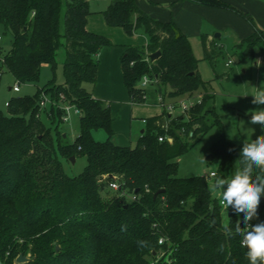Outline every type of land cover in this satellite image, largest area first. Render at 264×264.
I'll return each mask as SVG.
<instances>
[{
	"label": "trees",
	"instance_id": "16d2710c",
	"mask_svg": "<svg viewBox=\"0 0 264 264\" xmlns=\"http://www.w3.org/2000/svg\"><path fill=\"white\" fill-rule=\"evenodd\" d=\"M192 1L243 16L255 29L235 48L251 60L256 49L264 54V30L251 15L223 0ZM103 13L109 25L129 33L143 28L148 36L145 48L128 47L121 58L133 103L150 102L158 93L171 100L203 94V102L189 120L172 121L173 142L158 139L163 133L157 125L163 121L161 114L146 119L136 146L114 144L110 103L85 86L96 83L100 50L112 44L88 30V0H0V29L12 37L4 55L0 44V61L17 81H38L42 66L49 64L54 70L59 48H66L64 83L51 81L36 96L13 97L7 112L0 109V264H18L21 253H31V258L20 264H249L241 237L235 234L237 221L241 228L243 222L231 207L227 214L229 210L232 214L224 220L207 175L178 176V160L189 150L190 140L220 123L217 112L207 105L214 93L200 75L189 38L174 21L143 12L136 0H121ZM206 38L202 36L204 59L214 65L223 52ZM158 50V59L145 60ZM144 75L153 80L148 88L140 86ZM41 91L56 99L63 94L79 110L81 132L73 142L66 140L58 124L55 142L42 123ZM64 113L50 109L55 121L61 122ZM99 129L106 132V140L95 139L93 132ZM244 142L222 138L214 146L221 166L234 157L240 163ZM77 155L85 156L87 165L71 176L62 159ZM113 180L136 198L112 191ZM160 189L165 191L154 198ZM263 209L264 196L258 206ZM225 224L232 235L225 232ZM138 241H147L148 246L141 247Z\"/></svg>",
	"mask_w": 264,
	"mask_h": 264
},
{
	"label": "rangeland",
	"instance_id": "374dc122",
	"mask_svg": "<svg viewBox=\"0 0 264 264\" xmlns=\"http://www.w3.org/2000/svg\"><path fill=\"white\" fill-rule=\"evenodd\" d=\"M89 1L91 11L101 10L99 7H95V0ZM113 1L114 0H112L111 3H113ZM147 1L150 2V0ZM176 2L178 1L170 4L173 6ZM161 8L162 7H159L157 9L159 10ZM139 9L141 8L139 7ZM141 10L143 11V9ZM172 10L173 7H171L170 20H180L184 23L186 27L185 31L187 32L185 33L190 39L194 55L198 59V70L200 75L206 82L211 83L210 87L215 93V98L209 100L208 107L214 109L220 119V123L210 128L206 134H198L195 138L190 140L189 150L178 160V176L187 178L207 175L210 185L214 181V177L209 176L211 172H215L220 177L227 178L234 173L236 167H240L237 157H234L232 161L225 166H221L220 159L214 155L213 148L222 138L232 143L240 144L242 141L256 140L260 135H264V129H262L260 124L250 123L252 112L258 109H264V104H253L252 100L254 97L250 95L254 91V87L259 88L264 86V64L259 66L253 65L251 64V60L243 55L242 51H233L234 42L230 37H227L226 34H223L221 40L224 54L216 62V71L218 73H229L230 80L226 82L221 81L219 78H216L213 68L209 62L204 59L200 37L202 32H213L215 29L211 27L209 21L206 19L204 20L203 16H199L198 14L194 15L192 10L186 8H180L174 12ZM137 31H139L137 33H141L140 31L144 32V29L139 28ZM0 35L2 36L0 44L3 47L2 54L4 55L11 47L12 37L10 34H5L2 29H0ZM62 41L65 43L64 39ZM230 56H233L235 61L233 65L234 73L231 68L229 69L225 66ZM65 59L66 48L62 45L57 52V64L55 69L53 70L52 66L49 64H44L41 68L39 80L36 82L20 83L19 91H14L12 89L17 83V80L0 61V109L3 112H7L8 106L6 103L13 97L36 96L37 92L51 81L55 84L64 83ZM93 85L94 84L91 83H85V86L89 90H92ZM42 93L41 91L39 101L41 100ZM245 94L249 95L243 96ZM48 98L59 105L63 103L67 104L65 101H62L61 97L56 99V97L52 96L50 93H48ZM47 105L46 108H41L39 117L45 127L51 131L54 141L56 142L58 137L56 129V125L58 124L59 130L62 131V133H67L66 140L70 143L73 142L81 132V115L72 108L70 110V119L68 122L55 121L49 116L51 106L50 104ZM93 134L95 139L99 141H104L107 138L106 132L103 129H99L93 132ZM140 137L141 135L137 131L133 138L132 146L137 145ZM211 155L214 157L208 159ZM62 162L66 173L71 176L82 173L87 165L86 157L82 155H77L75 161L62 159ZM110 195H114V193L111 192ZM227 211L228 210L223 207L225 221L228 218ZM257 211L258 217L251 221L253 225L258 222H264V209ZM243 215V213L238 215L241 222H243ZM25 256L31 258V253Z\"/></svg>",
	"mask_w": 264,
	"mask_h": 264
},
{
	"label": "crops",
	"instance_id": "0c3cea01",
	"mask_svg": "<svg viewBox=\"0 0 264 264\" xmlns=\"http://www.w3.org/2000/svg\"><path fill=\"white\" fill-rule=\"evenodd\" d=\"M111 1L112 0H95V7H99L101 10H92L88 17V30L104 35L112 43L100 50L98 55L99 65L97 79L91 91L96 98L110 103L114 130L111 141L120 146H132L136 132L138 131L140 135H142L146 128L147 122H145L144 119L161 115L163 110L157 104V101H155V96L152 97L150 102L144 104H135L131 101L130 94L124 81L121 58L128 47L136 46L145 48L149 39L145 32L140 31L141 33H137L139 31L136 30L134 31L136 33H129L121 26L109 25L103 12L112 4ZM175 1L178 2L175 3L176 5L174 4L172 6L170 3ZM223 1L251 15L256 25L264 30V0ZM88 2L90 3L89 0ZM136 3L138 7L143 9L146 14L148 13V15L154 19L165 22L174 21L184 33L186 32V27L183 22L180 20H170L171 7H173V12L180 8H186L192 10L194 15L198 14L199 16H203L204 20L206 19L209 21L211 27L215 30L213 32H202L200 35L201 42L202 36L206 35L207 43H211L214 40L220 50L223 49L221 40L223 34H226V36L230 37L234 42L233 51H242L241 49H236L235 46L244 38L251 35L255 29L254 25L233 10L203 5L192 0H150V2L147 0H136ZM159 7L162 8L158 10L157 8ZM217 33H219V36H217ZM229 58L234 60L233 56ZM218 60L219 58L215 61L214 65L209 63L215 72L216 78H219L223 82L229 81V73H218L216 71V62ZM227 62L225 66L229 69L231 68L234 73L233 65L235 61L231 66H227ZM251 64L257 66L264 64V54L259 49H256L255 58L251 60ZM64 135L67 136V133L64 132Z\"/></svg>",
	"mask_w": 264,
	"mask_h": 264
},
{
	"label": "clouds",
	"instance_id": "9594fccd",
	"mask_svg": "<svg viewBox=\"0 0 264 264\" xmlns=\"http://www.w3.org/2000/svg\"><path fill=\"white\" fill-rule=\"evenodd\" d=\"M250 95L254 97L253 104H264V86L254 87ZM250 123L260 124L264 129V109L253 111ZM240 163L242 166L236 167L234 173L227 178L213 172L214 181L209 185V191L225 209L231 207L237 215L244 214L243 222L246 227L241 228L240 222L237 221L235 234L241 237L240 246L247 250L246 258L249 264H264V222L255 225L251 223L258 217V206L264 196V135H260L256 140L244 142ZM224 230L229 235L233 234L228 224L224 225ZM138 244L141 247L148 246L147 241H138Z\"/></svg>",
	"mask_w": 264,
	"mask_h": 264
},
{
	"label": "built area",
	"instance_id": "2783aa9c",
	"mask_svg": "<svg viewBox=\"0 0 264 264\" xmlns=\"http://www.w3.org/2000/svg\"><path fill=\"white\" fill-rule=\"evenodd\" d=\"M2 36L0 35V40ZM146 61H153L150 59V55H146L145 57ZM234 64V60L232 58L228 59L227 66H231ZM153 82L152 78L148 75H144L143 78L140 81V86L142 88H148L149 85ZM14 91H19L20 90V82L17 81V83L12 87ZM62 98V101L66 102L67 104L63 103L61 105L56 104L53 100L51 101L48 98V94L43 92L41 96V100L39 102L40 108H46L50 104L52 108L56 109H62L65 113L62 115L61 119L63 122H68L70 119V110L74 108L76 112L79 114V110L74 106L71 105L69 102H67L66 97L61 94L59 98ZM156 101L157 104L162 108L163 110V121H157V125L160 127V129L163 131L162 134H159V141H165L168 140L170 142H173V136L169 133L170 131V124L174 119H182L184 121L189 120L190 114L192 110L197 107L199 104L203 102V94H197V95H187L184 97H181L177 100H171L168 99L166 96H164L162 93H158L156 96ZM8 105V102L6 103ZM51 109V108H50ZM50 116V112H49ZM51 117V116H50ZM145 122L146 119H144ZM195 127V126H194ZM182 131L185 133L186 130L185 128H182ZM194 131L189 132V136H193ZM213 172L210 173L209 176L213 177L212 175ZM109 187L117 191L120 196L122 197H131L132 199H135V195L129 194L128 191L122 187L121 183L113 180L109 183ZM246 227L244 224L243 228ZM164 238H161L159 240V243H163Z\"/></svg>",
	"mask_w": 264,
	"mask_h": 264
},
{
	"label": "water",
	"instance_id": "95a60500",
	"mask_svg": "<svg viewBox=\"0 0 264 264\" xmlns=\"http://www.w3.org/2000/svg\"><path fill=\"white\" fill-rule=\"evenodd\" d=\"M121 0H114L113 1V3H112V5H116L118 2H120ZM217 36H219V33H217ZM161 56V51H155V52H153V53H151L150 54V59L151 60H153V61H155L156 59H158L159 57ZM64 136H66V135H64ZM214 156L213 155H211V156H209L208 157V159H212ZM71 160L72 161H75V156H72L71 157ZM165 191V189H160V190H158L156 193H155V195H154V198H156L160 193H163ZM232 214V210H229V216ZM242 225L244 226V222L242 223ZM59 248V246L57 245V249ZM17 262L18 263H25V262H28L29 260H30V258L29 257H27V256H25V255H23V254H21V255H19L18 257H17Z\"/></svg>",
	"mask_w": 264,
	"mask_h": 264
}]
</instances>
